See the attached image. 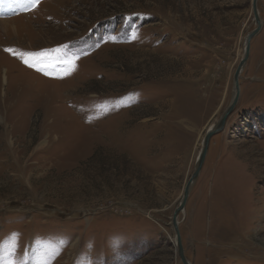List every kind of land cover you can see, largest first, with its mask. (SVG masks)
Returning a JSON list of instances; mask_svg holds the SVG:
<instances>
[{
	"label": "rangeland",
	"instance_id": "374dc122",
	"mask_svg": "<svg viewBox=\"0 0 264 264\" xmlns=\"http://www.w3.org/2000/svg\"><path fill=\"white\" fill-rule=\"evenodd\" d=\"M6 1L0 264H184L173 216L232 101L253 0ZM258 8L239 103L178 217L192 264H264Z\"/></svg>",
	"mask_w": 264,
	"mask_h": 264
},
{
	"label": "water",
	"instance_id": "95a60500",
	"mask_svg": "<svg viewBox=\"0 0 264 264\" xmlns=\"http://www.w3.org/2000/svg\"><path fill=\"white\" fill-rule=\"evenodd\" d=\"M258 1L259 0L252 1V7H253V12L255 15L256 22H257V27L247 36L245 54L234 75L235 94L232 98L230 105L228 106V108L223 113L222 117L220 118V121L218 122V124L213 129H210L207 131L205 139H204V146L198 158L196 169L193 173L192 178L190 179L189 183L187 184L185 188L184 196L180 204L176 208L174 216H173V227L176 232L177 250L181 258V261L184 264H191V263L189 262V259L187 258V255L185 252L182 235H181L180 228H179L178 217H179V214L185 209V206L187 204L188 198L191 193V189L193 187V183H195L196 179L199 177V174L201 172V169L203 167V164L205 162V159L208 153L209 143H210L212 136L222 131L225 128L229 115L233 112V110L236 108L237 104L239 103L240 96H241L240 77H241V73L244 70L246 62L249 59L250 49H251V40L255 35H257L260 32L262 28V21L259 15Z\"/></svg>",
	"mask_w": 264,
	"mask_h": 264
},
{
	"label": "bare ground",
	"instance_id": "6f19581e",
	"mask_svg": "<svg viewBox=\"0 0 264 264\" xmlns=\"http://www.w3.org/2000/svg\"><path fill=\"white\" fill-rule=\"evenodd\" d=\"M49 1H52V0H49ZM43 5H45V4H43ZM42 5V6H43ZM41 8V7H40ZM31 15V13H29V14H26V17H29ZM22 16H24V15H22ZM9 19L8 18H5V19H0V24L2 25V27H3V29L5 30L6 28L9 30L10 28V23H9ZM12 29H13V32L16 34V35H18V34H20V32L22 33H26V32H28V29H29V27L28 28H25L24 27V25L22 26V27H20L19 29H18V26H16V25H13L12 26ZM7 33V32H6ZM24 33V34H25ZM245 44H247V40H246V43ZM244 50H246L245 48H244ZM34 73V72H33ZM3 75H4V81H6V79H7V76H6V73L4 72L3 73ZM40 76V75H39ZM41 77V76H40ZM42 78H44V77H42ZM44 79H46V78H44ZM47 80V79H46ZM234 94H235V86H234ZM234 94H233V96H234ZM219 121H220V119H219ZM218 121V122H219ZM218 122L217 123H215V124H213L210 128H209V130L210 129H213L217 124H218ZM193 185H194V183H193ZM176 245H177V241H176ZM189 262L191 263V261L189 260ZM192 264V263H191Z\"/></svg>",
	"mask_w": 264,
	"mask_h": 264
},
{
	"label": "snow or ice",
	"instance_id": "6c2138e0",
	"mask_svg": "<svg viewBox=\"0 0 264 264\" xmlns=\"http://www.w3.org/2000/svg\"><path fill=\"white\" fill-rule=\"evenodd\" d=\"M37 3H39V0H32V4L33 5H35V4H37ZM6 51H9V52H14L15 50H13V49H6ZM21 58H23V54H21ZM25 63L26 64H28V66H30V67H35L36 65H34V64H29V62L28 61H25ZM74 65H70L69 66V68L67 69V71H66V75L67 74H70V72L72 71V70H74ZM38 70H40V71H44V69H38Z\"/></svg>",
	"mask_w": 264,
	"mask_h": 264
}]
</instances>
